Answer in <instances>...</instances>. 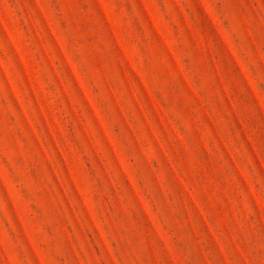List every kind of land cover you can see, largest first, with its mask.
I'll return each instance as SVG.
<instances>
[{"label": "rangeland", "instance_id": "rangeland-1", "mask_svg": "<svg viewBox=\"0 0 264 264\" xmlns=\"http://www.w3.org/2000/svg\"><path fill=\"white\" fill-rule=\"evenodd\" d=\"M0 264H264V0H0Z\"/></svg>", "mask_w": 264, "mask_h": 264}]
</instances>
